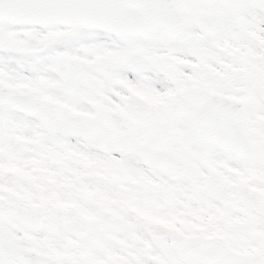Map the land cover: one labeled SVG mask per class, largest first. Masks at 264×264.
Returning a JSON list of instances; mask_svg holds the SVG:
<instances>
[{
  "label": "snow or ice",
  "instance_id": "1",
  "mask_svg": "<svg viewBox=\"0 0 264 264\" xmlns=\"http://www.w3.org/2000/svg\"><path fill=\"white\" fill-rule=\"evenodd\" d=\"M0 264H264V0H0Z\"/></svg>",
  "mask_w": 264,
  "mask_h": 264
}]
</instances>
